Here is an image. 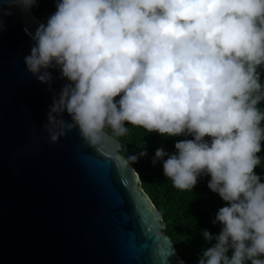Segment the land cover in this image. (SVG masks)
<instances>
[{
    "label": "clouds",
    "instance_id": "obj_1",
    "mask_svg": "<svg viewBox=\"0 0 264 264\" xmlns=\"http://www.w3.org/2000/svg\"><path fill=\"white\" fill-rule=\"evenodd\" d=\"M6 2L27 11L37 0ZM32 39L27 70L41 83L51 85L53 68L69 81L49 106L52 142L76 128L92 143L106 127L124 136L125 122L193 136L173 154L158 148L153 163L163 161L182 190L210 175L226 202L213 221L219 234L203 231L210 246L199 264H264V182L254 171L264 139V0H57Z\"/></svg>",
    "mask_w": 264,
    "mask_h": 264
},
{
    "label": "water",
    "instance_id": "obj_2",
    "mask_svg": "<svg viewBox=\"0 0 264 264\" xmlns=\"http://www.w3.org/2000/svg\"><path fill=\"white\" fill-rule=\"evenodd\" d=\"M0 8V264H186L118 140L78 128L50 140L49 106L69 81L27 70L42 22Z\"/></svg>",
    "mask_w": 264,
    "mask_h": 264
},
{
    "label": "trees",
    "instance_id": "obj_3",
    "mask_svg": "<svg viewBox=\"0 0 264 264\" xmlns=\"http://www.w3.org/2000/svg\"><path fill=\"white\" fill-rule=\"evenodd\" d=\"M56 3L57 0H37L31 12L42 23H46L48 17L56 11ZM257 73L261 83V92L257 94L262 97L257 108L264 114V64L257 67ZM119 98L116 97L117 100ZM125 124L128 132L124 136H116L108 127L104 131L120 142V153L140 175L143 190L166 224L164 234L171 238L179 256L186 264H199L203 250L210 246L203 237V231L207 230L213 236L219 234L222 225L214 224L213 221L219 208L226 206V202L218 193L209 189L210 175L198 177V183L193 189L182 190L175 188L172 181L164 175L163 161L157 160L153 163L158 148L173 154L176 152L175 143L178 140L194 137L183 134L168 137L157 132L148 133L141 127L128 125V122ZM260 127L264 130V120L261 121ZM205 139L210 141L212 138ZM141 152L147 154L141 156ZM131 156H137L138 159L133 162ZM257 156L260 163L254 171L261 177V182H264V139L261 140V152L257 153ZM211 243H215V240Z\"/></svg>",
    "mask_w": 264,
    "mask_h": 264
}]
</instances>
